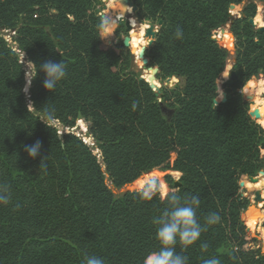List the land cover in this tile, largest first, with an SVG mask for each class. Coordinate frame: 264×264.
Segmentation results:
<instances>
[{"label": "trees", "instance_id": "obj_1", "mask_svg": "<svg viewBox=\"0 0 264 264\" xmlns=\"http://www.w3.org/2000/svg\"><path fill=\"white\" fill-rule=\"evenodd\" d=\"M130 1L137 18L161 21L144 52L147 66L160 81L180 79L161 90L160 102L131 69L123 29L114 31V42L112 33L100 38L98 0H0V30L15 29L10 42L0 32V183L11 189L9 204L0 206V264H82L86 255L105 264H142L158 248L152 219L166 198L112 189L153 169L181 174L175 191L200 197L201 224L212 212L221 217L187 249L177 245L188 264L213 256L221 264H264V244L247 228L241 186L264 169V126L241 93L244 83L264 75V28L248 22L254 0L229 24L234 45L220 38L225 47L213 33L230 22L229 7L244 0ZM177 26L182 40L173 36ZM232 48L236 79L222 84L226 98L214 105ZM20 52L38 63L63 61L66 77L49 92L38 73L26 95ZM29 102L44 109L28 112ZM48 109L55 115L50 121L68 131L38 119ZM79 122L98 153L75 134ZM37 140L40 155L30 159L24 145Z\"/></svg>", "mask_w": 264, "mask_h": 264}, {"label": "clouds", "instance_id": "obj_2", "mask_svg": "<svg viewBox=\"0 0 264 264\" xmlns=\"http://www.w3.org/2000/svg\"><path fill=\"white\" fill-rule=\"evenodd\" d=\"M105 33L100 38H105L109 35L111 25L105 23L103 25ZM173 36L177 40H182L184 32L182 27L177 26L173 32ZM23 57V54H22ZM23 62V61H22ZM21 62V63H22ZM25 63L26 71L25 83L21 89L26 95L29 93L33 80L37 78L38 73H43L44 79L42 87L53 92L58 83H60L67 75V66L63 61L53 62L50 59H45L42 62H34L28 60ZM223 92L217 85V92L214 101L222 99ZM132 110L135 111L138 107L137 102H133ZM41 109H44L41 108ZM34 105L29 102L27 110L35 111ZM42 120L49 128L52 127L48 123L55 119L54 110H44L43 117L38 118ZM63 147V142H61ZM42 148L41 141L37 140L31 145H24V151L27 157L35 159L40 155ZM45 158H42V162ZM160 192V186L157 181L148 183L144 189L141 190L139 196L144 200H151L153 196ZM167 206L159 212L158 215L152 219L153 225L156 226V239L158 240V248L149 251L145 254L142 264H188V258L176 251L177 245L182 249H187L200 239L201 233L206 231L208 226L215 225L220 222L221 217L216 212H212L205 217V223L201 224L197 218V209L200 206V197L198 195L181 194L179 191L169 190L165 194ZM11 200V189L6 183H0V206H6ZM205 251L208 248L206 243L201 245ZM82 264H105L102 257L95 255H86ZM203 264H221L218 257H211L203 260Z\"/></svg>", "mask_w": 264, "mask_h": 264}, {"label": "rangeland", "instance_id": "obj_3", "mask_svg": "<svg viewBox=\"0 0 264 264\" xmlns=\"http://www.w3.org/2000/svg\"><path fill=\"white\" fill-rule=\"evenodd\" d=\"M253 0H244L242 3L238 4V5H235V6H230L229 9H228V15L231 14L235 19V18H239L241 16V11L243 9V7L248 4L249 2H251ZM118 2V4H117ZM255 2V15L252 19L255 18V16L257 15V13H259L261 15V19L263 21V25H256L255 27H253L254 29H258L260 27H264V16H263V9H264V3L263 2H259V1H256L254 0ZM105 1L104 0H98V5H97V8H96V12H98L99 14L100 13H106V15L103 17V21H104V24L105 23H109L110 21V17L112 15H114L115 11L117 10V12H120V7L122 6L121 4V0L119 2V0H116L114 1L113 4H111L110 6H108V10H103V6L105 5ZM108 4V3H107ZM121 5V6H120ZM261 9V10H260ZM111 10V11H110ZM113 10V11H112ZM260 11V12H259ZM116 12V13H117ZM129 12V11H128ZM124 15V13H123ZM130 17V18H133L135 19L136 21V26H134V28L131 30L134 32V34L136 35V37H139V32H140V28L143 24H146L147 26L152 24L150 21L148 20H141L139 18L136 17V12L135 13H131L130 15H127L125 14L124 16L120 17V18H117V23H116V27L115 29L111 32L112 35V42H114V31L117 29L118 26H120L122 29H123V34L121 35V38H123V40L125 39H129L131 40V31L130 32H126L125 31V27H124V21L127 17ZM263 17V18H262ZM233 21V20H232ZM143 23V24H142ZM138 24V25H137ZM140 24V25H139ZM229 24H226L224 25V27L226 28V32L228 34H230L231 36L230 37V40L233 41V45H234V38L232 36V34L229 32ZM154 26H156L158 29H159V26L157 24H153ZM14 31L15 29H10V30H0V32H2L4 34V36L6 37V39L9 41L10 39V36L12 34H14ZM214 35V33H213ZM143 38L146 40L145 36L143 35ZM221 43L222 41L220 39H218ZM10 42V41H9ZM133 43V42H132ZM138 44V43H137ZM107 45V43L105 44ZM142 45H145L146 46V43L145 44H142ZM131 47L134 48L136 47V45H133L131 44V46H129L130 48V52H132L131 50ZM149 47V46H147ZM146 47V48H147ZM145 48V49H146ZM145 52V51H144ZM24 53L23 57H22V54ZM133 55L132 56V67L131 69L137 73L140 74V76H143V73L144 72H147V70L145 68H143V65H142V62L140 59H138L136 53L132 52ZM234 56H235V52H234V49H230L229 50V54H228V59L226 61V64H230V69L227 71V74L225 76H222L223 72L221 73L220 77L218 78L217 80V85L220 87V89L223 91L222 89V84L228 80V73L229 71L233 68V63H234ZM20 57H21V60L23 61V64H24V69L26 71V68H25V63L26 61H28L26 59V54L25 52H20ZM137 60V61H136ZM141 62V63H139ZM147 66V65H146ZM226 66V65H225ZM148 73V72H147ZM149 74V73H148ZM156 76V75H155ZM144 77V76H143ZM260 78H264V75H259V77L257 79H254V80H259ZM156 79V78H155ZM167 79H170V83H166V80ZM157 81L160 82V93L159 95H157V97L159 98L158 101L160 102V97H161V90L165 87L167 88H172L174 87L176 84L179 83L180 79L175 77V76H171L169 78H166L165 80L163 81H160L158 79H156ZM147 81V80H146ZM248 82V81H247ZM247 82L244 83V85L241 87V90L243 87H245L247 85ZM147 83L149 84V82L147 81ZM152 89V88H151ZM154 91V90H153ZM225 93V92H224ZM248 94H250V109L251 111H254L256 109L259 110V107H262L264 108V106H261V103L260 102H255L256 99H262L264 98V90L262 91V93H258L256 94L255 92H253L252 89H249V92ZM260 94V95H259ZM220 100V99H219ZM258 103V104H257ZM260 103V104H259ZM162 110H163V113L167 116L169 115L170 111L165 108L163 105H162ZM259 113L261 115L260 119L263 120L264 119V112L259 110ZM256 122L258 123V119L256 120ZM51 124H54L57 128H59V132L60 134L63 132V131H68V129L66 127H61V125L55 123L54 121H50ZM84 124L79 122L78 123V127L77 128H73L74 132L76 135L80 136L89 146H91L92 148H94V141L91 140V138H88L86 137L85 135V128H84ZM84 128V130L82 129ZM264 149H260V153L264 156ZM94 151L96 153H98V149L94 148ZM261 172H264V169L261 170L260 172L257 173V175L255 177H257V179H262L264 178V174H262ZM161 175V177L159 176ZM180 173L179 172H176V171H163V170H158V169H153L151 171H148L146 173H143L138 179H136L135 181H133L132 183L128 184V185H125L123 186L122 188L120 189H112L114 194H120L124 191H127V190H142L145 188V186L150 183V182H154V181H157L159 183V186H160V192L158 193L160 196H165V194L171 190V191H175L176 190V187L174 186V183L178 182L179 180V177H180ZM255 183H251L250 181H248L247 179H243L242 180V183H241V186L243 188V196H245L248 201H249V204H248V207L247 209L245 210L244 212V216L246 215V212L248 210L249 207H254V208H257L258 209V206H257V201H255L254 199V196H255V192L257 190H260V193H264V183L259 186L258 188L254 185ZM111 187V186H110ZM263 199V197H262ZM264 201V199H263ZM264 208V202H263V206L261 208H259V210L263 209ZM246 217V216H245ZM247 219V218H246ZM248 221V220H247ZM244 223H245V218H244ZM246 225V224H245ZM255 227L253 228H248L251 236H256L259 240L262 241V243L264 244V217L261 219V220H258L257 224H254Z\"/></svg>", "mask_w": 264, "mask_h": 264}, {"label": "bare ground", "instance_id": "obj_4", "mask_svg": "<svg viewBox=\"0 0 264 264\" xmlns=\"http://www.w3.org/2000/svg\"><path fill=\"white\" fill-rule=\"evenodd\" d=\"M114 1H116V0H108V4L107 5L110 6L111 4L114 3ZM119 2H120V0H119ZM123 2H124V0H121V4ZM117 4H118V2H117ZM121 8H122V6L120 7V10H121L120 12L114 13V15H112L110 17L109 24L111 25L112 28L113 27H116L117 18H119V17H121L123 15V10ZM126 9H127V11H129V13L131 12V8L129 6H127ZM129 20H130V23L132 25L136 26L135 19L129 18ZM253 20H254V23L256 25H263V21L261 19V15L259 13H257V15L255 16V18ZM146 27H147L146 24H143L141 26L140 32H139V37H136V35L134 34V32L131 31V34H130L131 35L130 46H131V44H132V46L133 45H136V47H134V48L131 47L132 52L136 53V55L138 54L139 45H142V44H145L146 43V40L143 38L144 30H145ZM113 30L114 29H110L109 30V33H111ZM229 36H231V35L228 34L226 31H224V33H221L219 31V38L225 37L227 39V44L229 46H232L233 45V41L230 40V37ZM139 63H141V62H139ZM229 69H230V64L228 63L225 66V70H224L222 76H225L227 74V71ZM143 76H144V78H146L150 82V84L154 87V89H156V90L159 89V87H160V82L159 81H157L156 79L152 78V76L149 75L147 72H144L143 73ZM244 89H245V91L247 93L249 92V89H252L253 92H255L256 94L262 93V91L264 90V78H260L259 80H249L247 82V85L245 86ZM255 102H260L261 103V106H264V98H262V99L260 98L259 100L256 99ZM259 110H261V111L264 112V108H262V107H259ZM260 123L264 126V119L263 120H260ZM263 183H264V179H260L254 185L258 188ZM261 197H263V199H264V193L263 192L261 193ZM263 199L260 200L259 202H257L258 209L257 208H254V207H249L248 210H247V212H246V218L248 220L247 221V224H248L249 228L255 227L254 224H257L258 220H261L264 217V208L261 209V210H259V208H261L263 206V202H264Z\"/></svg>", "mask_w": 264, "mask_h": 264}, {"label": "water", "instance_id": "obj_5", "mask_svg": "<svg viewBox=\"0 0 264 264\" xmlns=\"http://www.w3.org/2000/svg\"><path fill=\"white\" fill-rule=\"evenodd\" d=\"M104 1H105L106 4L103 6V10H108V6H107L108 0H104ZM127 6H129V7L131 8V12H130V13H129V12L127 11V9H126ZM231 7H232V6H231ZM121 9L123 10L124 15H125V14L130 15L131 13L133 14V13L136 12V8L132 5V2H131L130 0H124V2L122 3V8H121ZM110 11H111V10H110ZM112 11H113V10H112ZM116 12H117V10L115 11V13H116ZM100 15H101L102 17H104V16L106 15V13H100ZM124 15H122V16H124ZM122 16H121V17H122ZM119 18H120V17H119ZM129 18H130V17L128 16V17L125 19V21H124V27H125V31H126V32H130V31L134 28V25H132V24L130 23ZM233 18H234V17H233L231 14H229L228 19H229L230 23L232 22ZM248 22H249V24H250L252 27H255V26H256V24L254 23V20H253L252 18L249 19ZM160 24H161V21H159L157 25L159 26ZM263 28H264V27H260V29H263ZM157 31H158V28H157L156 26H154L153 24H150V25H148V26L145 28V30H144V36H145V38H146V46H145V45H139V48H138V54H137L138 59H140L141 62H142L143 68H145V69L147 70V72L149 73V75H151L152 78H154V79H155V75H156V73H157V70H156L155 68L151 67V66H146V65H147V60H146L145 57H144V51H145V48H146L147 46L152 45V43H153V41H154V36H155V34H156ZM219 31H220L221 33H224V31H226V28H225V27H221L220 29H218L217 31H215V32H214V35H213V38H214V39H220V38H219ZM123 43H124V45L127 46V47L130 46V40H129V39H125ZM221 44L225 47L224 43H221ZM23 55H24V53H23ZM131 55H133L132 52H131ZM140 78H141V79H144V80L146 81V79H145L143 76H140ZM228 79H231V80L236 79V74H235L234 70L231 69V70L229 71V73H228ZM146 82H147V81H146ZM166 83H170V79H167V80H166ZM149 86L152 88V90H154V95H155V96L159 95V93H160V89H157V90L154 89V88L150 85V83H149ZM244 88H245V87L242 88L241 93L243 94V96H244L245 98L250 99V98H251V97H250V94H248V93L245 91ZM225 98H226V95H225V93L223 92V98L220 99V100H216V101H214L215 105L218 104L219 102H223V101L225 100ZM213 100H214V99H213ZM251 115H252V117H253L255 120H257V119H259V118L261 117V115H260L258 109L254 110V111H251ZM260 148H261V149H264V144H263V143L260 145ZM261 173L264 174V172H261ZM247 180L250 181L251 183H256V182L258 181L257 177H252V176H248V177H247ZM178 185H179L178 182L174 183V186H175V187H178ZM254 199H255V201H257V202H259L260 200H262L260 190H257V191L255 192Z\"/></svg>", "mask_w": 264, "mask_h": 264}, {"label": "crops", "instance_id": "obj_6", "mask_svg": "<svg viewBox=\"0 0 264 264\" xmlns=\"http://www.w3.org/2000/svg\"><path fill=\"white\" fill-rule=\"evenodd\" d=\"M262 179H264V178H262ZM259 180V179H258Z\"/></svg>", "mask_w": 264, "mask_h": 264}]
</instances>
